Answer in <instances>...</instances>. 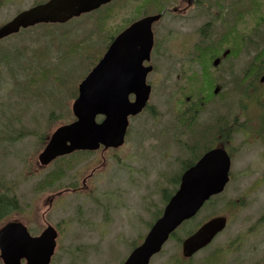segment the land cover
<instances>
[{"label": "rangeland", "instance_id": "obj_1", "mask_svg": "<svg viewBox=\"0 0 264 264\" xmlns=\"http://www.w3.org/2000/svg\"><path fill=\"white\" fill-rule=\"evenodd\" d=\"M30 4V0H11L0 5V24ZM248 25L251 24L245 27ZM89 28V19L84 17L76 25H37L0 41V191L14 193L21 205V211L1 221L0 227L6 220H19L32 234H38L46 223L57 230L58 226L60 232L50 264H121L156 218L165 193L176 185L169 177L176 170L174 164L163 167L148 156L145 144L149 141L142 135L150 118L147 111L132 122L130 136L122 147L91 155L78 154L84 160L55 188L34 191L36 182L55 167V163L39 167L37 155L46 137L73 118L70 108L78 82L101 54L102 46L88 50L92 44L81 31L87 33ZM259 46L256 36L250 38L243 57L235 63L240 60L239 65L246 68ZM234 68L238 70L236 65ZM252 75L249 73L247 77ZM152 88L149 102L152 109L171 110L172 101L165 97L161 85L153 84ZM95 165L99 168L92 176L96 177L92 191L85 187L86 194L57 195L70 183L81 185L80 174L90 173ZM259 174L255 170L251 178H258ZM233 180L219 197L176 231V238L167 240L149 264H178L177 237L182 238L186 229L218 213L226 212L229 221L226 229L187 264H203L211 249L250 229L264 212V183ZM241 201L243 205L228 209L227 202L234 205ZM240 247L224 258L223 264H264L262 238L244 239Z\"/></svg>", "mask_w": 264, "mask_h": 264}, {"label": "flooded vegetation", "instance_id": "obj_2", "mask_svg": "<svg viewBox=\"0 0 264 264\" xmlns=\"http://www.w3.org/2000/svg\"><path fill=\"white\" fill-rule=\"evenodd\" d=\"M250 2L264 7V0H111L86 15L89 22L100 24L96 36L112 41L131 24L153 16L149 26L153 46L145 63L152 70L147 83L151 91L153 84H160L172 107L166 112L152 109L142 135L149 141L145 145L151 160L163 167L174 164L171 181L180 179L181 164H194L206 151L219 148L230 158L231 180L264 183V81L260 76L246 78L244 64L235 63L243 57L250 32L262 39L259 52L264 51V31H254L260 25L245 28ZM228 40L231 47H226ZM98 168L81 173V185L70 183L57 195L86 194L85 187L92 191L96 178L92 176ZM255 170L260 174L252 179ZM263 235L264 212L235 238L241 242L262 238L264 243Z\"/></svg>", "mask_w": 264, "mask_h": 264}, {"label": "water", "instance_id": "obj_3", "mask_svg": "<svg viewBox=\"0 0 264 264\" xmlns=\"http://www.w3.org/2000/svg\"><path fill=\"white\" fill-rule=\"evenodd\" d=\"M109 0H48L16 15L0 27V38L40 22H64L73 15L94 9ZM150 22L145 19L121 32L103 56L78 85L72 104L75 120L58 127L38 155L41 165L76 149H96L100 143L117 147L123 143L128 114L145 105L149 86L143 67L151 48ZM129 74L124 76V74ZM130 74H134L130 76ZM264 81V74L260 78ZM135 93L129 102L127 94ZM97 115L103 119L96 122ZM229 158L221 149L210 150L181 176L178 189L166 203L143 242L134 248L123 264H148L169 234L192 217L210 196L223 190L228 181ZM225 218L214 217L182 241L184 257L207 245L225 226ZM57 232L50 225L32 236L20 221H8L0 228V258L3 264H48L54 253Z\"/></svg>", "mask_w": 264, "mask_h": 264}, {"label": "trees", "instance_id": "obj_4", "mask_svg": "<svg viewBox=\"0 0 264 264\" xmlns=\"http://www.w3.org/2000/svg\"><path fill=\"white\" fill-rule=\"evenodd\" d=\"M252 2V1H251ZM249 3V8H246L245 13V24H251V26H259L263 19V16H258L262 13V4L255 2ZM249 26V25H248ZM250 39H245V46H248ZM230 43L226 47H231ZM255 46L257 43L255 42ZM236 48V45H235ZM260 49L256 51V54H253L250 60V64L245 72V77L247 78L248 74L251 73L252 80L256 79L258 75L264 72V55L263 52H259ZM263 56V57H262ZM77 161V159H76ZM74 161H67V159H59L55 167L46 173L40 180L34 185L35 192H41L45 190H50L55 187L65 175V170L72 167ZM21 205L19 203L18 197L14 193H8L7 190L0 191V222L8 218L12 213L20 212ZM159 212V211H158ZM180 239H177L179 241ZM178 264H187L189 260L179 259ZM212 264H223L220 258L213 257Z\"/></svg>", "mask_w": 264, "mask_h": 264}]
</instances>
